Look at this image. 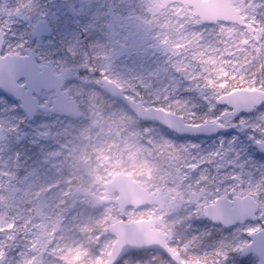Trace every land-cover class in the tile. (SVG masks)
Instances as JSON below:
<instances>
[{"label": "rangeland", "instance_id": "rangeland-1", "mask_svg": "<svg viewBox=\"0 0 264 264\" xmlns=\"http://www.w3.org/2000/svg\"><path fill=\"white\" fill-rule=\"evenodd\" d=\"M128 1L0 0V29L5 38L2 55H24L32 50L39 64L64 74L63 90L79 105L83 115L80 132L89 142L90 152H82L80 161L92 162L85 169L75 165V158L85 146L70 143L38 162L32 143L48 133L57 117L39 114L34 121H27L17 103L0 95L3 264H104L114 241L109 225L118 219L144 218L160 219L159 229L169 235V245L180 253L182 264H252L241 260L240 249L248 242L249 233L264 230V107L233 117L229 108L209 100L214 92L209 97L204 92L199 102L190 94L191 89L182 92L190 87L189 79L182 78L177 64L192 63L180 42L183 38L179 37L173 47L166 46L165 40L172 33L170 26H175L176 32L186 24L184 33L192 42L207 37L210 29L194 28L192 10L181 4L154 14L160 0ZM125 6L129 10L126 13ZM238 8L248 27L235 32L248 38V53L262 60L264 0H243ZM40 19L51 25V37H36V22ZM233 28L217 27L225 38ZM91 37H98L102 43ZM177 48L179 56L174 57L172 52ZM209 49L211 58L221 59L218 48ZM89 56L101 58L93 65ZM225 68L224 74L236 71L229 64ZM195 70L193 67L187 71L192 76ZM102 77L117 83L129 98L146 107L179 114L189 123L220 122L229 130L214 137L182 138L154 123H142L126 108L114 107L105 96ZM250 80L264 85V73ZM138 95L150 96L151 101L147 97L140 100ZM51 98L52 94H44L41 101ZM26 145L30 151L25 150ZM19 160L24 169L31 166L23 177L17 175L14 166L22 165ZM44 168H48L45 174L41 172ZM119 172L150 192L168 194L165 209L129 208L122 215L114 205L96 206L90 196H101L102 183ZM235 191L252 194L261 203L259 220L229 231L208 223L202 216L203 205ZM13 196L14 206L10 200ZM27 203L33 208L25 212ZM156 255L131 254L126 260L163 264Z\"/></svg>", "mask_w": 264, "mask_h": 264}, {"label": "water", "instance_id": "water-1", "mask_svg": "<svg viewBox=\"0 0 264 264\" xmlns=\"http://www.w3.org/2000/svg\"><path fill=\"white\" fill-rule=\"evenodd\" d=\"M176 2L192 8L193 15L198 17L203 25L224 22L240 27L247 26L245 17L236 8L241 0H161L153 13L158 14ZM36 35L42 37L51 35V27L46 20L37 21ZM3 46L4 37L0 30V94L12 101H19L21 111L29 121L34 119L38 111L59 113L63 117L80 118L82 116L77 102L62 90L65 82L62 73H54L48 65H39L33 51H29L26 55H2ZM20 81L23 83H19ZM101 84L110 97L124 103L142 122L156 123L184 136H213L228 130V127L220 122L187 123L181 115L154 106L146 107L141 101L129 98L117 83L107 77L101 78ZM43 91L54 92L51 104L48 101L44 104L38 101ZM216 104L231 109L235 117L251 114L255 109L264 106V90L234 89L218 96ZM103 186L106 193L110 195L117 193L118 196L100 198L93 195L91 197L93 202L95 204L113 202L118 205L121 214L125 213L127 207L148 205L164 209L169 199V195L161 191L155 194L149 192L124 172L118 173ZM259 209V202L251 195L234 196L230 199L219 197L213 203L203 207V216L211 222L232 227L248 221H256ZM159 223V219L155 218L113 222L108 231L115 237V241L104 264H116L128 252L135 250H157L169 256L173 261L179 262V254L169 248L168 235L159 230ZM250 237L251 242L242 248L241 253L256 254L259 264H264L263 231L253 233ZM0 264H2V259H0Z\"/></svg>", "mask_w": 264, "mask_h": 264}, {"label": "trees", "instance_id": "trees-1", "mask_svg": "<svg viewBox=\"0 0 264 264\" xmlns=\"http://www.w3.org/2000/svg\"><path fill=\"white\" fill-rule=\"evenodd\" d=\"M127 7L128 6L124 7L123 9L124 13L129 11L127 10L128 9ZM148 15L151 16L150 13H148ZM190 19L196 22V24L194 25L195 26L194 28L200 29V30L201 28L210 29L209 30L210 33H208L207 37H201L199 41L192 42L193 40L189 39L188 35L184 33L185 32L184 25L186 24L184 25L181 24L182 29L181 30L178 29L176 32L174 31V28L176 27L171 25L170 31L172 33H170L167 36V39L165 40L166 46L170 48V46L173 47L175 43L179 42V40L183 38L184 40L181 39L180 42L182 46L187 48L185 49V52L186 54L189 55V59L191 60V63H192V65L177 64L178 65L177 67L180 70V74L182 75V78L184 80H186L187 78L189 79L188 84L190 87L186 89H182L181 90L182 92L190 91L191 89L192 92L190 91V94L195 96V98H197L196 101L198 102L200 98L204 96L203 95L204 92L206 93L207 97L210 96L211 92H214V94L209 97V100L213 102L218 95L231 91L236 88H252V87L264 88V85L254 84L250 80L252 76L258 75V74L260 75L261 73H264V59L262 60L259 59L258 61L254 53L252 52L250 54L248 53L247 51L248 38L237 33L238 31L240 32L244 29L233 26L234 28H233L232 33L234 34V36L231 33L230 36H226L227 38H225V36H221L219 34L220 32L217 29L218 25L202 26L199 23V21L195 19L193 16H191ZM222 25H226V24H222ZM179 37L180 39H178ZM91 38L92 39L95 38L98 42L102 43V41L98 39V37L97 38L91 37ZM186 38L188 41H186ZM210 43H212L213 45H210ZM211 47L219 49L218 51H220L222 54V57L220 60H216L214 57L213 58L210 57L208 50H210L209 48ZM177 50H180V48L175 49V51L172 52V56L176 57L175 54L179 56ZM88 53L91 54V50H89ZM89 58H90L91 64L93 63V65H95L97 60H99L101 57L96 56L92 58V56H89ZM227 64L231 65L233 69H236V71L234 73L227 72V74L226 73L224 74V71L226 70L225 65ZM193 67H196V70L193 73V75L190 76L189 71H191ZM187 75H189V77H187ZM101 92L104 93V91L102 90ZM105 96L109 98L110 102L114 103V107L121 106L124 109L126 108L122 103L118 101L113 102L111 101L112 98H110L108 95H105ZM105 96L102 99V101H105ZM138 96L140 100H143V101L145 100L143 99L145 96L143 95H138ZM146 97L149 99V101H151V99L149 98L150 96H146ZM98 104L100 105V103ZM103 104L104 103L101 102L100 109L102 111H104V109H102ZM161 106L166 107L168 105L161 104ZM169 108L174 109V107H171V106H169ZM99 111L100 110L98 109L96 112H99ZM47 115L48 117H51V118L57 117V119L55 123L51 124L50 130H48V133L42 139H40L37 142L32 143L34 144V146L32 147V150L35 152V156L37 157L38 162H43L45 158L54 149L58 148L59 146L65 143H70L71 146H78L79 148H82V145L85 146L84 150L81 149V151H79L78 157L75 158V161H74L75 165H82L81 169H85V167L89 165L88 163L92 164L91 159L88 162L80 161V158H82L81 157L82 155L80 154L82 152L86 154L90 152L89 142L87 141L85 136L81 135L82 132H80V129L83 128V123L79 124V122L81 121V118L76 119L72 117H61L55 114H47ZM194 120L196 121L197 119H194ZM74 125H78V127L71 128V126H74ZM45 137H47V139H45ZM118 141L119 143H121L119 139ZM27 149H29L30 151V146L28 147V145H26L25 150L27 151ZM95 156H96V152H93V157ZM19 161L21 164L23 163V161L21 160ZM29 165H32V164H29ZM14 166L18 168L17 171L19 172V174L17 175H19L20 177H23L24 174H27L26 172L31 168V166H29L27 167L28 169L27 168L24 169L23 164L21 166L19 164H16ZM47 169L48 168H44L42 169L41 172L45 174V170ZM14 199H15V196L11 197L10 198L11 202ZM12 205L14 206V201L12 202ZM24 205L26 206L24 210L25 212H28V210H26L27 208L32 207V203H27ZM20 210H23V209L20 208ZM31 213H33V211H31ZM134 254H136V256L137 255L141 256L144 253H134ZM158 259L160 260V258ZM135 261L136 260H134L133 262H128L127 260H124L122 262L123 263L125 262V264H134ZM165 262L166 260H164L162 263L164 264Z\"/></svg>", "mask_w": 264, "mask_h": 264}, {"label": "flooded vegetation", "instance_id": "flooded-vegetation-1", "mask_svg": "<svg viewBox=\"0 0 264 264\" xmlns=\"http://www.w3.org/2000/svg\"><path fill=\"white\" fill-rule=\"evenodd\" d=\"M44 94H42V96H43ZM41 96V97H42ZM47 100H45V101H43V102H46ZM213 183V182H212ZM212 187H214V185H212ZM245 195H248V193H243V194H240V192H238V191H235V192H232V193H228L227 195H221V196H225V197H228L229 199L230 198H232V197H234V196H245ZM250 195H252V194H250ZM101 196H103V197H107L108 195L107 194H105V191H104V189L102 188V195ZM113 197H116V194H113L112 195ZM221 196H218V197H221ZM253 196V195H252ZM218 197H216V198H218ZM255 197V196H254ZM215 198V199H216ZM256 198V197H255ZM211 203V202H210ZM206 204H209V203H206ZM105 205H108L107 203H105L104 205H102L103 207L105 206ZM110 205H114V206H116L115 204H110ZM205 205V204H204ZM203 205V206H204ZM117 207V206H116ZM202 210H203V207H202ZM202 216H203V212H202ZM258 219L254 222H251V221H248L246 224H238V225H236V226H232V227H224L223 225H221V224H219V223H214V222H210V221H208V220H206V221H208V223H210L211 225H214L215 227H218V228H220V229H222L223 231H229L230 229H234V228H238V227H240V226H245V225H247V224H249V223H256L258 220H259V213H258ZM204 218V217H203ZM258 231H263L264 232V230L263 229H259V230H257V231H255V232H258ZM254 232H252V233H249L248 234V242L247 243H245L244 245H243V247H245L246 245H248L250 242H251V237H250V235L251 234H253ZM168 243H169V240H168ZM243 247H241V249H240V255L242 256V258H241V260H243V262H246V261H248V262H250V263H252V264H259V259H258V257H257V255L256 254H248V255H244V254H242L241 253V250H242V248ZM173 250V249H172ZM174 251V250H173ZM176 252V251H175ZM151 253H154V252H151ZM178 253V252H177ZM161 254V253H160ZM179 254V259H180V261L179 262H174V263H172L171 261L172 260H170L169 261V258L165 255V254H161L160 256L162 257V259H166L169 263H172V264H182V262H183V258H182V256L180 255V253H178ZM187 263H190L189 261H184V264H187Z\"/></svg>", "mask_w": 264, "mask_h": 264}]
</instances>
